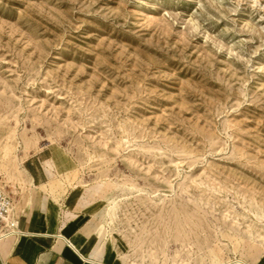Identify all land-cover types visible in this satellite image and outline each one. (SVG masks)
Returning <instances> with one entry per match:
<instances>
[{
  "label": "rangeland",
  "instance_id": "rangeland-1",
  "mask_svg": "<svg viewBox=\"0 0 264 264\" xmlns=\"http://www.w3.org/2000/svg\"><path fill=\"white\" fill-rule=\"evenodd\" d=\"M0 187L98 201L115 264L261 260L264 0H0Z\"/></svg>",
  "mask_w": 264,
  "mask_h": 264
},
{
  "label": "crops",
  "instance_id": "crops-1",
  "mask_svg": "<svg viewBox=\"0 0 264 264\" xmlns=\"http://www.w3.org/2000/svg\"><path fill=\"white\" fill-rule=\"evenodd\" d=\"M28 168L33 185L45 176L42 162ZM44 162V160H43ZM84 193L72 189L57 205L40 195L13 218V234L0 238V264H115L113 245L104 247L101 240L100 214L96 203ZM254 264H264V257Z\"/></svg>",
  "mask_w": 264,
  "mask_h": 264
},
{
  "label": "built area",
  "instance_id": "built-area-1",
  "mask_svg": "<svg viewBox=\"0 0 264 264\" xmlns=\"http://www.w3.org/2000/svg\"><path fill=\"white\" fill-rule=\"evenodd\" d=\"M11 197L0 187V233L6 232L5 220L12 208Z\"/></svg>",
  "mask_w": 264,
  "mask_h": 264
},
{
  "label": "bare ground",
  "instance_id": "bare-ground-1",
  "mask_svg": "<svg viewBox=\"0 0 264 264\" xmlns=\"http://www.w3.org/2000/svg\"><path fill=\"white\" fill-rule=\"evenodd\" d=\"M11 213H12V208H11V210H10V212H9L6 220H5V222H6L5 223V230H6V232L0 233V238L1 237H5L6 238L7 236L12 235L14 233L13 232V228H14L15 224H14L13 218L10 217Z\"/></svg>",
  "mask_w": 264,
  "mask_h": 264
}]
</instances>
